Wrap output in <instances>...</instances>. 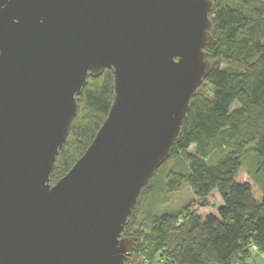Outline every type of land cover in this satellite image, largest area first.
<instances>
[{
  "label": "water",
  "instance_id": "95a60500",
  "mask_svg": "<svg viewBox=\"0 0 264 264\" xmlns=\"http://www.w3.org/2000/svg\"><path fill=\"white\" fill-rule=\"evenodd\" d=\"M211 0H0V264H126L125 228L204 84ZM113 77L84 153L51 174L88 78Z\"/></svg>",
  "mask_w": 264,
  "mask_h": 264
},
{
  "label": "trees",
  "instance_id": "16d2710c",
  "mask_svg": "<svg viewBox=\"0 0 264 264\" xmlns=\"http://www.w3.org/2000/svg\"><path fill=\"white\" fill-rule=\"evenodd\" d=\"M211 1L213 28L204 48L210 69L202 85L210 90L206 94L199 88L169 158L139 199L162 172L169 193L187 184L199 201L216 192L222 205L204 217L190 211L154 217L142 248L147 264H245L253 245L264 254V0ZM112 93L111 71L87 79L56 158L52 184L91 143L108 113ZM248 151L256 155L255 173L262 174L255 180L258 198L250 183L237 181Z\"/></svg>",
  "mask_w": 264,
  "mask_h": 264
},
{
  "label": "rangeland",
  "instance_id": "374dc122",
  "mask_svg": "<svg viewBox=\"0 0 264 264\" xmlns=\"http://www.w3.org/2000/svg\"><path fill=\"white\" fill-rule=\"evenodd\" d=\"M258 3L259 0H254V4ZM201 88L203 93L208 94L210 90L209 86H201ZM255 164V153L248 151L245 154L243 166L239 171L237 181L250 183L255 197L258 198V195L260 196L259 187L255 183V180L262 178V174L255 173ZM168 165L170 167L173 164L169 163ZM221 205L222 202L216 192L212 193L205 202H201L194 197L187 184L183 185L179 192L169 193L161 172L152 182L147 192L139 199L136 214L134 213L133 217V224L126 234V237H135L136 235L138 241L136 249L134 248L126 264H147V260L142 255V248L146 243V238L150 235V226L154 217H159L163 214L180 216L185 211H190L204 217L209 213H216ZM251 251L254 253L258 252L252 249Z\"/></svg>",
  "mask_w": 264,
  "mask_h": 264
},
{
  "label": "crops",
  "instance_id": "0c3cea01",
  "mask_svg": "<svg viewBox=\"0 0 264 264\" xmlns=\"http://www.w3.org/2000/svg\"><path fill=\"white\" fill-rule=\"evenodd\" d=\"M240 264V263H238ZM245 264H264V254L260 252H252L251 251V259L247 261Z\"/></svg>",
  "mask_w": 264,
  "mask_h": 264
},
{
  "label": "built area",
  "instance_id": "2783aa9c",
  "mask_svg": "<svg viewBox=\"0 0 264 264\" xmlns=\"http://www.w3.org/2000/svg\"><path fill=\"white\" fill-rule=\"evenodd\" d=\"M251 249H252L253 251H258L257 248H256V246H254V245L251 246Z\"/></svg>",
  "mask_w": 264,
  "mask_h": 264
}]
</instances>
